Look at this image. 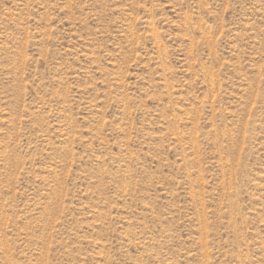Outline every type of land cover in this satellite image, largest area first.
<instances>
[{
    "label": "rangeland",
    "instance_id": "374dc122",
    "mask_svg": "<svg viewBox=\"0 0 264 264\" xmlns=\"http://www.w3.org/2000/svg\"><path fill=\"white\" fill-rule=\"evenodd\" d=\"M0 264H264V0H0Z\"/></svg>",
    "mask_w": 264,
    "mask_h": 264
}]
</instances>
